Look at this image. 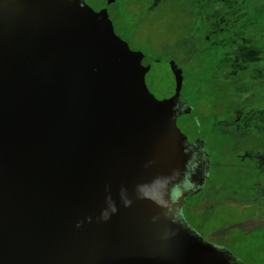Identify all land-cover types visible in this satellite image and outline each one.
Wrapping results in <instances>:
<instances>
[{"label":"water","instance_id":"obj_1","mask_svg":"<svg viewBox=\"0 0 264 264\" xmlns=\"http://www.w3.org/2000/svg\"><path fill=\"white\" fill-rule=\"evenodd\" d=\"M114 2L0 0V264H248L189 220L213 158L184 68Z\"/></svg>","mask_w":264,"mask_h":264},{"label":"rangeland","instance_id":"obj_2","mask_svg":"<svg viewBox=\"0 0 264 264\" xmlns=\"http://www.w3.org/2000/svg\"><path fill=\"white\" fill-rule=\"evenodd\" d=\"M134 2L119 0L124 14H128L127 24H130V31H125L129 27L126 21L117 20L119 33L127 37L134 48H141L150 56L174 59L184 68L186 75L183 93L186 92L187 98L196 106V116L200 118L202 129L198 133L206 140L207 150L213 158L211 179L202 193L190 199L193 207L206 205L207 212L199 215V218L196 215L187 216L208 239L229 246L248 264H264L263 254L250 253L246 248L255 243L247 211H259L264 200L256 208L245 205L244 195L229 184L234 177L230 174L234 159L229 152L232 148L224 142V126L220 121L216 123L212 119L215 113L221 116L223 105L219 103L215 106L213 103L214 98L222 95L215 93L213 81L204 79L208 74L211 53L197 47L209 43L220 47L230 42L231 51H227L221 60L228 62L231 59L232 62H229L235 68L233 73L238 75V79H244L249 86L259 90L264 104V0H213L219 6L213 11L214 14L207 15L210 20L208 24L201 9V1L191 11H188L189 5L185 8L176 0L170 3L145 0L141 7L134 5ZM200 28H203L205 35L201 45L192 41L195 36H199ZM255 108L263 110L262 118L257 120L252 111L244 115L238 113L234 123L239 130L242 127L264 125L262 103ZM193 121L191 114L179 118V125L191 137L197 135L193 131L195 128H191ZM213 134L215 139L212 142ZM259 155L263 160L264 153Z\"/></svg>","mask_w":264,"mask_h":264},{"label":"trees","instance_id":"obj_3","mask_svg":"<svg viewBox=\"0 0 264 264\" xmlns=\"http://www.w3.org/2000/svg\"><path fill=\"white\" fill-rule=\"evenodd\" d=\"M168 1L170 3L171 0H154V3H163ZM176 1L179 5H184L185 8L189 5L188 11L193 9L195 10V8H197L196 5L201 1L203 3L201 9L204 11L207 24L210 21L207 19V15L214 14L213 11H215L217 6H219V4L215 5L213 0ZM134 3V5L138 6L139 4L144 3V0L141 2L139 0H135ZM116 5L117 7L113 14L117 15L118 20L120 19L121 21V19H123L126 21V24L129 23L128 14H124L119 1ZM127 25L129 26L127 31H130V24ZM197 37H200V35ZM230 45V42H227L218 47V45L209 43L206 46L203 45L200 47V49L205 48L211 53L210 65L207 67L208 74L204 79H206V81L209 80V82L213 81L215 83V93L222 95L220 98H214L215 102L213 103L215 106L219 103L223 105V111H220L221 116L218 115V113H215L212 119L215 120L216 123L217 121H220L224 126L222 132L224 134L223 136L226 137L224 142L229 144L228 146L232 148L229 150L231 155L234 157L230 174H233L234 177L229 184L232 188L244 195L243 202L245 205L256 208L259 206L261 201L264 200V159L262 160L261 155H259L264 153V125L242 127L243 129L239 130L234 123V118L238 113L244 115L252 111L257 120H260L262 118L263 110H256L255 107H258L261 103L262 107H264V104L261 100L262 96L260 97L261 92L254 89V87L249 86L244 79H238V75L233 73L235 68L231 63V59L229 60L231 62H224L221 60V57H224L225 54H227V51H231ZM204 68L201 70L202 72ZM185 93L184 96H186ZM191 115L194 120V124L191 128L193 129L194 127L195 133L199 135L198 131L201 133L202 129L201 124L198 125L195 120L196 111ZM214 139L215 134L211 136V141L213 142ZM190 199L186 205V213L188 215H196V217L199 218V215L207 212V209L205 208L206 205L193 207ZM252 211L254 213H249V211H247V219L250 221L249 225L252 226L253 232L251 235L254 236L255 243L247 245L246 248L250 250V253L252 252L264 255V205L259 208V211L257 209L256 211Z\"/></svg>","mask_w":264,"mask_h":264},{"label":"flooded vegetation","instance_id":"obj_4","mask_svg":"<svg viewBox=\"0 0 264 264\" xmlns=\"http://www.w3.org/2000/svg\"><path fill=\"white\" fill-rule=\"evenodd\" d=\"M6 1H8L9 3H11V4H15V5H19V6H23V5H25L26 3H27V1L28 0H6ZM90 1H94V0H90ZM118 1L119 0H116V2H114V3H112V4H110V6H109V11H110V15H111V17H112V19H113V21H114V25H115V29H116V31H117V33L119 34V35H121L120 33H119V31H118V29H117V25H118V19H117V15L116 14H113V12H114V10L116 9V8H113L114 6H115V4H117L118 3ZM140 2L142 1V0H139ZM145 1V0H144ZM143 3H141V4H139L138 6H140L141 7V5H142ZM125 31H127V28H125ZM199 35H200V37H197V36H195V38L192 40L193 42H196V43H199L200 45L202 44V43H204V30H203V28H200L199 29ZM123 38H125L129 43H130V45H131V47L132 48H134L133 47V45L131 44V42L129 41V39L127 38V37H124L123 35H121ZM202 46H203V44H202ZM202 46H199V45H197V47H202ZM135 49H141V48H135ZM142 50V49H141ZM155 57V56H154ZM183 98H186L188 101H190L188 98H187V96H184V93H183V96H182ZM190 103H193L192 101H190ZM195 112V110L192 112V113H194ZM191 113V114H192ZM211 240V239H210Z\"/></svg>","mask_w":264,"mask_h":264}]
</instances>
